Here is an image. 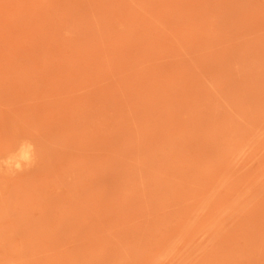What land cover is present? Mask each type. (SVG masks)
<instances>
[{
	"label": "rangeland",
	"instance_id": "1",
	"mask_svg": "<svg viewBox=\"0 0 264 264\" xmlns=\"http://www.w3.org/2000/svg\"><path fill=\"white\" fill-rule=\"evenodd\" d=\"M0 264H264V0H0Z\"/></svg>",
	"mask_w": 264,
	"mask_h": 264
},
{
	"label": "bare ground",
	"instance_id": "2",
	"mask_svg": "<svg viewBox=\"0 0 264 264\" xmlns=\"http://www.w3.org/2000/svg\"><path fill=\"white\" fill-rule=\"evenodd\" d=\"M29 157H30V150L28 146L24 145L20 149L19 153L15 157L8 160L7 162L11 164L13 163L16 166H20L23 162L28 161Z\"/></svg>",
	"mask_w": 264,
	"mask_h": 264
}]
</instances>
